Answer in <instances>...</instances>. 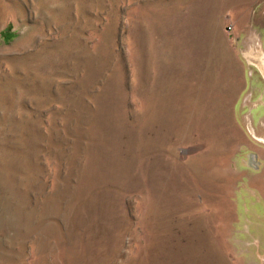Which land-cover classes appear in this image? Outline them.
Returning a JSON list of instances; mask_svg holds the SVG:
<instances>
[{
  "label": "rangeland",
  "instance_id": "374dc122",
  "mask_svg": "<svg viewBox=\"0 0 264 264\" xmlns=\"http://www.w3.org/2000/svg\"><path fill=\"white\" fill-rule=\"evenodd\" d=\"M0 264H264V0H0Z\"/></svg>",
  "mask_w": 264,
  "mask_h": 264
},
{
  "label": "built area",
  "instance_id": "2783aa9c",
  "mask_svg": "<svg viewBox=\"0 0 264 264\" xmlns=\"http://www.w3.org/2000/svg\"><path fill=\"white\" fill-rule=\"evenodd\" d=\"M229 29V28H228ZM230 30V29H229Z\"/></svg>",
  "mask_w": 264,
  "mask_h": 264
}]
</instances>
